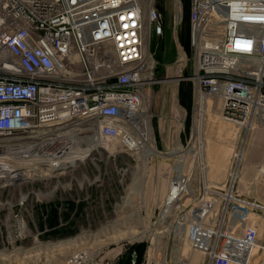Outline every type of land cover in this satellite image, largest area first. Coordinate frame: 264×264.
Returning a JSON list of instances; mask_svg holds the SVG:
<instances>
[{
	"label": "built area",
	"instance_id": "obj_1",
	"mask_svg": "<svg viewBox=\"0 0 264 264\" xmlns=\"http://www.w3.org/2000/svg\"><path fill=\"white\" fill-rule=\"evenodd\" d=\"M158 2L0 0V136L10 139L0 145V184L70 171L57 168L70 146L64 134L72 131L96 133L100 144L93 150L109 154L112 144L129 153L148 143L156 82L149 38L164 32ZM173 2L177 30L182 2ZM188 22L195 101L218 97L221 116L246 127L264 111V0H189ZM20 198L22 204L27 193ZM210 210L206 201L190 212V243ZM86 258L78 251L63 264H86Z\"/></svg>",
	"mask_w": 264,
	"mask_h": 264
},
{
	"label": "rangeland",
	"instance_id": "obj_2",
	"mask_svg": "<svg viewBox=\"0 0 264 264\" xmlns=\"http://www.w3.org/2000/svg\"><path fill=\"white\" fill-rule=\"evenodd\" d=\"M159 1L165 25L173 27V0ZM181 2L184 17L186 8L189 14V0ZM181 29L189 40L188 20L176 31ZM174 65L179 77L192 83L188 78L194 68L190 42L187 53L181 52ZM157 66L156 62L155 78L161 76ZM165 80L157 78L154 90L167 88L171 95L181 87ZM204 100L208 111L201 127H197V98L191 140L167 151L179 149V154H160L155 149V154L144 158L143 150L119 152L121 148L112 144L110 154L93 150L65 174L20 185L0 184V264H63L78 251L86 254V264H113L115 253L136 243L143 245L140 264H209L211 251L216 253L212 264H263L264 111L254 114L248 123L251 127H240L221 116L218 97ZM9 140L0 136V145L7 146ZM147 141L153 142L150 127ZM187 149L195 154L191 169L183 173V196L190 199L176 202L162 215L178 174L175 166ZM25 193L21 204L20 195ZM227 193L232 195L230 200L224 196ZM206 201L212 211L202 221L201 235L195 226L199 238L192 244L178 224L193 222L190 212ZM52 208L57 210L54 220ZM119 223L130 227H118L124 232L120 237L111 229Z\"/></svg>",
	"mask_w": 264,
	"mask_h": 264
},
{
	"label": "crops",
	"instance_id": "obj_3",
	"mask_svg": "<svg viewBox=\"0 0 264 264\" xmlns=\"http://www.w3.org/2000/svg\"><path fill=\"white\" fill-rule=\"evenodd\" d=\"M159 3L160 1L158 4ZM163 25L164 32L161 36H156L154 34L150 35L148 47L153 54L155 62L158 64L156 72L157 74H161V76L157 78H168V80L165 81H168L172 86H174L176 82L178 86L181 84V87H177V91L169 95L166 93L168 90L167 88L162 91L154 90V87L157 88V86H155L157 82L153 84L152 91L154 90V95L150 107V125L153 117L152 127L150 126L153 142L148 146L152 152L149 156H143V151H141L140 154L144 158L152 156L157 151L160 154H167V151L177 148L178 144L182 143V141L187 144L191 140L193 133L191 128L195 110L193 83H188L180 78L178 68L174 65L175 62H177V56L180 55L181 52L187 53L189 40L188 37L182 36V29L178 32L171 27V23L170 25H165L164 20ZM193 73L194 68L191 74ZM191 85L192 88H190ZM166 86L169 85L166 84ZM179 108L183 110L181 111ZM185 118L187 121L183 128L182 122ZM178 124L180 125L178 126ZM179 152L178 149L168 154L176 155L177 153L179 154ZM225 152L227 153L228 150H225ZM73 204L77 206V203ZM80 204L83 205V203ZM126 251L127 248L122 252L119 251L115 253L117 258L113 264H133L134 252L130 253V255H132V259H130L127 257V254H125Z\"/></svg>",
	"mask_w": 264,
	"mask_h": 264
},
{
	"label": "bare ground",
	"instance_id": "obj_4",
	"mask_svg": "<svg viewBox=\"0 0 264 264\" xmlns=\"http://www.w3.org/2000/svg\"><path fill=\"white\" fill-rule=\"evenodd\" d=\"M199 105H200V108H199V111H198L199 122L197 124V127L200 128L201 125H202V118H203L204 114H206V112L208 110H207L206 102H205L204 98H199ZM246 126H248V127L250 126L251 127L252 125L251 124L250 125L247 124ZM95 134L96 133H91L90 135H88V137H85L84 135L80 136L78 134V132H74V131H72L71 133H69L67 135L64 134L63 138H64V140L67 143H69L70 146H68L69 148L65 149V156H64V158L62 160V166L57 168V169H62V170L70 169V168L74 167L75 165H77L79 162H84L86 157L90 154V152L98 144H100L99 140H98V138L96 137ZM147 145H150V143L149 144L148 143L145 144L144 147L139 149V150H143V156H149V154L152 152L148 148ZM109 149H110V147H109ZM139 150H137V151H139ZM179 151H181V150H179ZM191 154H192L191 153V149H187L182 154L180 161L176 165V172L178 173L177 176L174 177L176 183L175 184H171V186H170L171 193L168 195L166 203L164 204V207H163V210H162V215L166 214L169 211V209L176 203L175 202V197H177L181 193V190H183V192H182V196H181L180 200L183 201V203H184V202H188L189 199H190L189 196L186 197V198L183 196V194L186 193L185 179H184V174L183 173L186 171V169H191V167H192V165H193V163L195 161V154L194 153L192 155ZM241 157H242V154L240 153L238 155V159H240ZM14 166H15V168H17L16 165H14ZM17 169H19V168H17ZM15 176L16 177L21 176L20 178L23 179V174H20V173L18 174V172L15 174ZM233 176L235 177L236 173L233 174ZM224 196L226 197L227 200H230L232 198V195L230 193H227ZM211 214H212V212H211ZM119 224H115L111 228L115 232L119 233L118 237H120V235L124 234V232L121 233V231H120V229H118V227L125 228V229H129L130 228L128 225H126L124 223H119ZM195 228L196 227H194V229H192V234L193 235H195L196 232H197V228L196 229ZM181 230H185V232L187 231V235H189L188 234V229L185 226H183L181 228ZM217 235H218V233H217ZM222 249H223V247H222ZM262 253L264 254V249H263ZM210 254H212V252ZM263 264H264V261H263Z\"/></svg>",
	"mask_w": 264,
	"mask_h": 264
},
{
	"label": "trees",
	"instance_id": "obj_5",
	"mask_svg": "<svg viewBox=\"0 0 264 264\" xmlns=\"http://www.w3.org/2000/svg\"><path fill=\"white\" fill-rule=\"evenodd\" d=\"M187 5V4H186ZM185 7V6H184ZM186 8V7H185ZM183 20L185 21V22H187V20H188V12H187V8L185 9V11H184V17H183ZM51 213L53 214V217H52V219L54 220V219H56V214H57V210L56 209H51ZM55 232V231H54ZM142 244H138V243H136V244H133V245H131L128 249H127V251H126V253L125 254H127V257H129L130 259H132V255H130V253L131 252H134V255H135V260L133 261V264H140V262H141V257H142V250L140 249V247H142L141 246Z\"/></svg>",
	"mask_w": 264,
	"mask_h": 264
},
{
	"label": "water",
	"instance_id": "obj_6",
	"mask_svg": "<svg viewBox=\"0 0 264 264\" xmlns=\"http://www.w3.org/2000/svg\"><path fill=\"white\" fill-rule=\"evenodd\" d=\"M135 258H136L135 255H133V260H135Z\"/></svg>",
	"mask_w": 264,
	"mask_h": 264
}]
</instances>
